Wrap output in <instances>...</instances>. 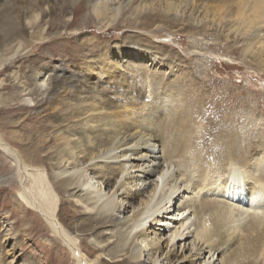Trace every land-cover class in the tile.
Returning <instances> with one entry per match:
<instances>
[{
	"label": "rangeland",
	"instance_id": "obj_1",
	"mask_svg": "<svg viewBox=\"0 0 264 264\" xmlns=\"http://www.w3.org/2000/svg\"><path fill=\"white\" fill-rule=\"evenodd\" d=\"M3 1L0 138L14 149L27 174L39 177L35 197L54 204L59 224L76 245L82 238L73 230L86 216L52 178L50 162L68 137L80 135L77 123L91 100L119 110L124 106L152 110L162 104V96L177 95L183 110L197 122L196 137L208 151L213 177L220 175L221 160L209 162L220 154L219 159L232 152L244 165L255 150L260 154L253 158H263L262 164L257 161L256 172L264 175V0H188L195 16L207 10L220 21L225 15L229 19L225 26L206 28L168 20L150 10L152 2L180 0H118L116 12L105 6L99 18L92 14L93 0H33L31 5ZM21 7L30 10L27 15L34 17L37 27L20 17ZM10 17L14 27L8 25ZM132 47L140 55L137 60L127 55ZM255 48L263 50L261 57L251 56ZM50 85L53 90L48 92ZM38 94L44 95V102L37 103ZM89 95L90 100L85 98ZM22 172L0 151V189L7 188L0 192V264H75L69 247H61L52 237L44 218L19 203V191L32 184V177L25 180ZM9 178L10 185L4 182ZM97 256L98 252L88 259L91 264H98Z\"/></svg>",
	"mask_w": 264,
	"mask_h": 264
},
{
	"label": "bare ground",
	"instance_id": "obj_2",
	"mask_svg": "<svg viewBox=\"0 0 264 264\" xmlns=\"http://www.w3.org/2000/svg\"><path fill=\"white\" fill-rule=\"evenodd\" d=\"M19 1L31 5L33 0ZM118 4V0L90 2L92 14L98 18L105 6L116 12ZM149 6L168 20H181L191 27L229 22L226 15L220 21L207 10L195 16L188 0ZM20 9V17L34 28V17L27 15L30 10ZM36 9L44 14L43 9ZM7 21L14 27L12 17ZM255 49L250 50L251 56L261 57L263 50ZM127 55L132 60L140 56L133 47ZM36 98H40L37 103L44 102L43 94ZM160 99L162 104L151 106L152 110L132 106L119 110L101 100L87 101L77 123L80 135L68 137L50 162L52 178L86 216L73 230L82 238L79 245L59 224L54 204L48 206L35 197L33 188H38L39 177L27 174L28 168H22L14 149L0 138V151L13 160L19 173L23 170L25 180L27 175L32 177L30 188L19 191V203L44 218L52 237L61 247H69L75 264H91L88 259L97 252L98 264H264V175L256 172L263 158H253L260 151H250V159L241 162L244 165L235 161L232 152H222L223 158L219 159L220 154L209 162L221 160L220 175L213 177L215 168L207 166L203 142L196 137L197 122L178 103L179 96L167 94ZM4 182L13 183L12 178ZM2 189L7 188L3 186L1 193L5 192ZM99 235L103 238L95 239Z\"/></svg>",
	"mask_w": 264,
	"mask_h": 264
}]
</instances>
